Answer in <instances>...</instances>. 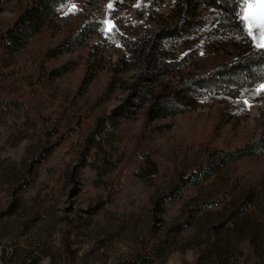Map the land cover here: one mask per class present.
Listing matches in <instances>:
<instances>
[{
	"label": "rangeland",
	"instance_id": "1",
	"mask_svg": "<svg viewBox=\"0 0 264 264\" xmlns=\"http://www.w3.org/2000/svg\"><path fill=\"white\" fill-rule=\"evenodd\" d=\"M174 7L0 0V264H61L70 222L72 264H264V146L221 156L264 130V92L191 83L242 42L154 54Z\"/></svg>",
	"mask_w": 264,
	"mask_h": 264
},
{
	"label": "trees",
	"instance_id": "2",
	"mask_svg": "<svg viewBox=\"0 0 264 264\" xmlns=\"http://www.w3.org/2000/svg\"><path fill=\"white\" fill-rule=\"evenodd\" d=\"M174 2V19L169 25H162L147 35L152 52L164 57L166 52L176 49L187 38L207 47H218V43L227 41H232L234 45L242 42L245 44L242 46L245 47L242 53L204 74L191 78V83L221 89L226 93L235 92L239 97L261 93L257 92V89L264 84V50L252 45L245 27L242 30L241 19L238 18L240 7L236 0H174ZM139 36L138 41H141L144 35L142 33ZM150 118L151 116L148 115V120ZM263 146L264 130L250 143L221 156L235 160ZM204 169L206 170V167ZM197 208L203 210L202 207ZM75 228L76 226L70 222L61 233V264H72L74 259L75 249L71 235ZM164 249L162 246L154 247L150 252L138 255L125 264L150 262L152 257L157 256Z\"/></svg>",
	"mask_w": 264,
	"mask_h": 264
},
{
	"label": "snow or ice",
	"instance_id": "3",
	"mask_svg": "<svg viewBox=\"0 0 264 264\" xmlns=\"http://www.w3.org/2000/svg\"><path fill=\"white\" fill-rule=\"evenodd\" d=\"M236 3L240 7L238 18L241 19L242 30L246 26L247 36H252L253 29H259L261 43L257 46L264 50V0H236ZM108 7L111 8L112 6L108 5ZM71 10L74 11V7ZM112 30L111 27L107 29L108 32ZM257 92H264V84L260 85Z\"/></svg>",
	"mask_w": 264,
	"mask_h": 264
}]
</instances>
